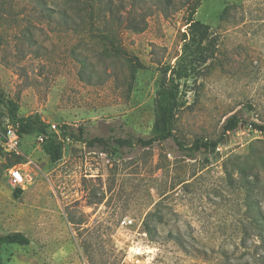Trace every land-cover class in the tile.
<instances>
[{"label": "rangeland", "instance_id": "rangeland-1", "mask_svg": "<svg viewBox=\"0 0 264 264\" xmlns=\"http://www.w3.org/2000/svg\"><path fill=\"white\" fill-rule=\"evenodd\" d=\"M74 1L0 0L4 99L51 130L148 139L196 0H114L121 21L96 10L94 26ZM196 19L210 27L208 62L182 81L175 135L190 147L234 114L246 123L193 159L173 139L118 153L68 142L57 163L38 134L19 156L0 147V235L30 239L3 246L4 264H264V134L248 125L264 124V0H200ZM13 166L31 177L17 198Z\"/></svg>", "mask_w": 264, "mask_h": 264}, {"label": "trees", "instance_id": "trees-1", "mask_svg": "<svg viewBox=\"0 0 264 264\" xmlns=\"http://www.w3.org/2000/svg\"><path fill=\"white\" fill-rule=\"evenodd\" d=\"M75 0L74 2H80ZM89 7L90 18L89 24L94 26L97 22L95 11L103 12L106 19L107 16L114 21L118 18L121 9L120 5L114 3V0H84ZM83 3V4H84ZM200 6V0L193 2L187 19V30L182 35V49L176 63L172 66L164 67L159 81L158 90L154 98L155 120L151 134L148 139L137 138H104L96 137L89 139L85 130L79 128L74 130L72 127L63 125L58 132L51 130L49 124L45 123L39 114L31 115L25 118L18 116L19 105L15 101H6L3 97L0 84V120H8L11 123L18 124L19 134L22 138L24 135L38 134L41 139V147L50 161L57 163L62 160L65 146L68 142H81L87 147L94 149L100 147L112 153H118L119 149L132 147L137 144L142 148H148L156 143L165 142L169 139L175 140L180 148L184 149L186 156L193 159L197 153L203 152L208 154L215 153L220 146L225 144L230 133L236 132L241 125L246 123L238 114L228 117L221 126L219 135L215 139L200 138L192 143V146L186 147L176 137L174 125L177 119V113L183 106L181 87L182 81L192 78L195 74L201 72V68L208 62V43L211 40L210 27L196 19V13ZM124 10V9H123ZM76 12V10H75ZM78 15V14H77ZM76 16V15H75ZM79 17V16H77ZM77 18L70 19L72 24L77 26ZM113 21V22H114ZM107 22H111L107 20ZM115 55H127L124 50L116 47L113 40L102 37ZM101 40V41H102ZM136 65H140L138 62ZM253 130L264 134V124L250 123L248 124ZM1 147V146H0ZM2 148V147H1ZM22 194L21 189L14 192L17 198ZM264 227V223L262 224ZM5 245H30V239L21 232L0 235V252ZM0 264H4L0 256Z\"/></svg>", "mask_w": 264, "mask_h": 264}, {"label": "built area", "instance_id": "built-area-1", "mask_svg": "<svg viewBox=\"0 0 264 264\" xmlns=\"http://www.w3.org/2000/svg\"><path fill=\"white\" fill-rule=\"evenodd\" d=\"M52 129L58 132L56 126H52ZM0 146L9 155H21V136L18 124L6 121L3 129H0ZM9 179L15 188L23 189L30 182L31 177L23 169L13 166L9 169ZM122 225L129 228L133 225V221L125 219Z\"/></svg>", "mask_w": 264, "mask_h": 264}]
</instances>
